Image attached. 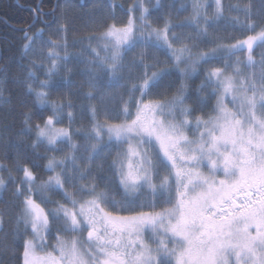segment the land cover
Wrapping results in <instances>:
<instances>
[{
    "label": "snow or ice",
    "instance_id": "1",
    "mask_svg": "<svg viewBox=\"0 0 264 264\" xmlns=\"http://www.w3.org/2000/svg\"><path fill=\"white\" fill-rule=\"evenodd\" d=\"M257 2L258 8L251 3L228 5L229 10L243 13L245 19L241 20L239 16H224L222 0H214L211 18L206 0H193L191 18L175 26L165 20L157 27L149 19V8L137 0L127 10L125 24L107 25L98 38L103 41V57L89 43L88 51L96 60L95 66L87 69L88 85L98 94L89 91L85 96L99 101L105 120L97 121L98 109L89 105L91 129L84 133L76 130L83 136V145L73 143L69 128L57 127L65 118L69 124L74 122L73 113L65 111L73 108V103L51 101L45 91L57 87L53 77L62 69L70 71L67 25L57 29L63 34L60 40H45L43 29L31 35L25 30L24 58L39 56L49 61L45 67L43 62L30 59L32 67L25 85L36 104L50 107L52 114L46 118L41 114L42 123H32L33 116L25 114L21 135H31L34 130L33 154L46 159L44 169L53 174L42 180L34 171L39 163H17L15 170L22 173L17 179L11 169L0 164V171L9 174L8 181L0 176V192L8 191L10 182L12 195L20 201L17 227L0 238V248H7L10 238L14 243L23 225L22 264H264V56L259 73L247 76L237 67L240 60L236 58L238 53L247 52L245 68H254V49L264 48V0ZM155 7H163L161 0H155ZM222 19L253 34L208 52H194L197 41L211 42L208 29ZM185 27L194 28L196 35L175 31ZM137 48L142 50L126 66L125 54ZM149 48L165 53L168 60L148 56L145 50ZM233 58L235 63H229ZM148 59L154 63L147 64ZM217 60L223 61L224 67L207 70L196 91L198 106H190L185 81L197 75L198 65ZM35 68L43 69L46 79H39ZM136 68L140 69L138 82L131 83ZM228 68L234 75L226 73ZM97 69L106 74V82ZM125 72L130 87L121 83ZM173 77L180 83L171 99L148 98L153 92L166 96L175 85ZM105 87L126 91L102 92ZM208 87L216 99L215 115L205 118L195 113L205 104L201 93ZM117 101L120 111L114 118L122 115L124 120L109 123L108 105ZM104 136L108 143L101 148ZM60 145L71 154L57 159L55 155L40 156L37 151L46 146V152H62ZM113 146L121 149L112 165L118 187L83 183L94 179L92 161ZM81 149L82 154L77 155ZM78 161L88 167L82 168ZM65 185L75 192H69ZM50 192L61 194L67 204L53 200ZM6 215L0 211V233L4 232ZM61 232L79 234L81 239L66 241ZM29 234L31 238H26ZM145 235L156 247L145 241ZM50 237L55 239L54 245L49 244Z\"/></svg>",
    "mask_w": 264,
    "mask_h": 264
},
{
    "label": "trees",
    "instance_id": "2",
    "mask_svg": "<svg viewBox=\"0 0 264 264\" xmlns=\"http://www.w3.org/2000/svg\"><path fill=\"white\" fill-rule=\"evenodd\" d=\"M136 3L137 0H0V88H2V94H0V137L3 138L0 139V164L11 169L12 175L15 178L19 179L22 176V173L15 170L17 163H27L28 166H31L32 162L39 163L40 167L34 169V171L42 180H46L48 176L52 175L51 172H47L44 169L47 160L35 156L30 147V144L35 140L34 130L31 135H21L24 129L25 114L33 116L32 123H42L40 119L41 114L45 118L52 114L50 108H41L36 104L35 96L28 93L25 85L27 71L32 67L30 59H36L38 63L43 62L44 65L47 63L46 57L34 56L28 59L24 58L25 30L31 35L37 30L43 29L45 40L49 38L60 40L63 34L59 33L57 29L60 25H67L66 39L68 44L67 55L69 57L67 69H70V71L62 69L58 76L53 77V81L57 84V87L46 89V91L49 93L51 101L67 103L70 100L73 103L74 107L69 109L75 117L72 126L75 132L79 130L80 133H84L91 129L92 125L91 115L87 111L89 105H96L99 122L103 123L105 120V116L100 111L101 105L99 101H90L85 96L89 91H92L94 94L98 93L88 85L87 69H89L90 63L87 61L88 54H83L84 45L90 41L89 38L101 36L106 30L107 25L112 23H116L118 26L125 24L128 19L126 15L127 10ZM222 3L225 8L224 16L226 18L239 16L241 20L245 19L243 13L229 10L228 5H240L243 7L251 3L257 8L259 7L257 0H222ZM162 4V8L155 7V9L154 6L149 8L151 13L149 19L153 23V26H162L165 20L170 21L174 26L179 25L184 23L190 15V9L182 11L181 4L177 0H162ZM135 14L139 15V12ZM257 23H260L259 18H257ZM175 31L177 34L187 33L192 36L196 35L195 29L189 27L175 28ZM208 32L209 41L211 42L197 41L198 47L193 48L194 52H208L220 44L233 43L237 40L245 39L247 35L253 34L231 27L227 20L219 22L215 27H210ZM141 50L137 48L133 52L126 53L124 64L128 66ZM145 51L148 56H155L160 61L168 60V56L165 53L156 49L149 48ZM60 54L64 55L65 53L61 52ZM262 56H264V48H255L253 57L257 61V65L254 68H245L243 72L244 76L249 75L251 72L259 73V61ZM145 62L147 64L154 63L152 59H148ZM169 63L171 62L169 61ZM160 66L163 67L164 65L161 64ZM203 67L205 69L213 67L223 68L224 63L217 60L204 64ZM34 70L39 79H46L43 69L35 68ZM139 75L140 69H134L131 83L138 82L136 77ZM124 76L125 80L121 81V83H125L127 87H130L131 83L128 82V73L125 72ZM101 78L106 82L107 77ZM172 79L175 81V85L169 89L166 96L161 97L157 92H153L148 98L153 100L171 99L180 83L177 77H173ZM202 81L201 76L191 78L188 81V92L191 96L188 104L192 107L198 106L196 91ZM33 87L39 90L36 84H33ZM101 91L115 94L117 92L124 93L126 89H116L115 87L109 89L105 87ZM211 91V87H208L201 93L205 99V104L199 105L200 110L195 113L197 116L207 118L208 115L214 114L213 107L216 99L211 95ZM124 99H128L127 95L124 96ZM108 107L110 109L107 117L109 123H119L124 120L122 115L118 119L114 118L120 111L118 101L116 103H109ZM68 124L69 121L65 118L62 125L66 126ZM73 139L80 144L84 141L83 136L76 133ZM60 147L64 151L55 153L46 152V146L39 147L37 151L40 153V156L55 155L60 158H64L71 153V150L65 145H60ZM82 152L83 150L81 149L79 155ZM117 152L118 150L114 146L111 149L106 148L98 159L92 161L91 173L94 179L85 180L83 183L94 182L101 185L102 188L105 185L110 188H117V177L112 167L113 161L117 159ZM78 163L82 168L86 169L88 167L84 161H78ZM8 175L7 171H1V176L6 181H8ZM65 187L69 192H75V189L71 186L65 185ZM49 195L53 200L67 204V201L64 200L61 194L50 192ZM163 206L167 207V205ZM46 207L54 206L46 205ZM0 211L7 213L4 232L0 233V238H2L5 233L10 234L17 227L15 218L20 211V201L16 200L12 195V185L10 182L8 191H5L0 198ZM121 214L128 215L129 213ZM20 233L21 236H24L23 225H20ZM21 236H17L14 243L10 238L8 240V247L0 248V261H3V264H22L23 239ZM50 239L52 238L50 237Z\"/></svg>",
    "mask_w": 264,
    "mask_h": 264
},
{
    "label": "rangeland",
    "instance_id": "3",
    "mask_svg": "<svg viewBox=\"0 0 264 264\" xmlns=\"http://www.w3.org/2000/svg\"><path fill=\"white\" fill-rule=\"evenodd\" d=\"M177 1L180 2V4H181V10H182V11H186V10L190 9V15H189V17H188L187 19L191 18L192 15H193V12H192V2H193V0H177ZM161 2H162V0H161ZM206 2H207L208 5H210V7L207 8V14H208V16L211 18V17L214 15V12H215L214 0H206ZM143 3H144V5H145L146 7H148V8H152V6H154V8H155V0H143ZM135 15H136V14H135ZM136 16H139V15H136ZM224 20H225V19H222V20H220L219 22L224 21ZM219 22H218V23H219ZM137 23H139V22L137 21ZM218 23H217V24H218ZM202 26H203V24H202ZM101 36H102V34H101ZM101 36H99V37H101ZM99 37H98V38H99ZM98 38H97V39H91L88 43H86V44L84 45L83 54H88V57H87V61H88V63H90V61H91L90 66H89V69H90V68H93V67L95 66V60H96L95 56H94L90 51H88L89 43L91 44V47H92V48H95V49H97V51L100 52L101 57L104 56L103 51L100 50V49H101V45L103 44V41L100 40V39H98ZM235 42H236V41H235ZM235 42H233V43H227V44H224V45L234 44ZM177 47H178V46H177ZM254 50H255V49H254ZM236 58H238V59L240 60V64L237 65V67H239L240 70H241L242 72H244V70H245V63H246V58H247V52L238 53ZM236 58H233V60L229 61V63H233V64H234ZM48 63H49V61L47 60V63H45V67L48 65ZM223 63H224V62H223ZM203 65H204V64H201V65H198V66H197V75L192 76L191 78H196V77L201 76V77H202V80L204 81V77H205V75H206L208 69H205V68L203 67ZM230 70H231V71H230ZM97 71L99 72L100 77H106V74H105L102 70L97 69ZM225 71H227L226 73H227L228 75H234V73H233V69H232V68H228V69H226ZM228 71H229V72H228ZM54 77H56V76H54ZM191 78H189V79H187V80L185 81V83H186L187 85H188V81H189ZM203 81H202V82H203ZM45 91H46V89H45ZM137 95H138V94H137ZM228 107H229V108H232V105L229 104ZM49 108H50V107H49ZM65 111H70V110H69V109H66ZM130 111H133V112H134L135 109H134V108H130ZM213 115H215V113H214ZM91 120H92V119H91ZM97 121H98V119H97ZM57 127L69 128L70 131L73 132V136H74L75 133H76V132H75V129H74L73 126H72V123H71V124H68V125H66V126H64V125H62V124H58ZM91 127H92V125H91ZM89 130H90V129H89ZM89 130H88V131H89ZM190 135H191V134H190ZM73 143H76V144H78V145H83V144H85V141H83V143L80 144L78 141H76L75 139H73ZM92 143H95V141H92ZM107 143H108L107 136H104V137H103V141L101 142V144H100L99 146H100L101 148H103L104 145H106ZM114 147H115V146H114ZM115 148H116V147H115ZM124 148H127V145H124ZM116 149H117V148H116ZM117 150H118V151H121V149H117ZM80 152H81V151H80ZM80 152H78L77 155H79ZM70 154H71V153H70ZM70 154H69V155H70ZM57 159H62V158L57 157ZM201 170L204 171L205 174H207V171H208L207 168H203V169H201ZM57 171H60V169H57ZM52 174H53V173H52ZM0 176H1V171H0ZM219 178H223V177L221 176V177H219ZM4 192H5V191L0 192V198L3 196ZM77 198H79V197H77ZM85 198H87V197H85ZM51 206H55V205H51ZM59 235L61 236L62 239L66 240V241H70V240H72V239H81V237L79 236V234L63 233V232H61V233H59ZM85 235H86V233H85ZM28 238H31L30 235H29ZM144 239H145V241H146L147 243H149V244L151 245V247H153V248L156 247V245L153 244V243L151 242V240L148 238L147 235H145ZM48 242H49L50 245H54V244L56 243V241H55L54 238H52V239L49 238V241H48ZM169 246L171 247L172 245L170 244ZM48 251H52V248L49 247V248H48Z\"/></svg>",
    "mask_w": 264,
    "mask_h": 264
},
{
    "label": "bare ground",
    "instance_id": "4",
    "mask_svg": "<svg viewBox=\"0 0 264 264\" xmlns=\"http://www.w3.org/2000/svg\"><path fill=\"white\" fill-rule=\"evenodd\" d=\"M156 9V8H155ZM188 20V19H187ZM222 24V23H221ZM217 44V43H216ZM215 65V64H214ZM231 71V70H230ZM227 72V71H226ZM229 72V71H228ZM210 88V87H209ZM212 89V88H211ZM208 94V93H207Z\"/></svg>",
    "mask_w": 264,
    "mask_h": 264
}]
</instances>
